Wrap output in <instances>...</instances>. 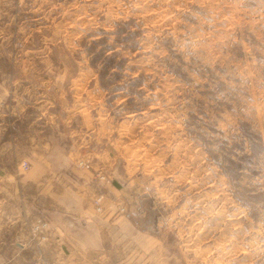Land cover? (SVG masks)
Segmentation results:
<instances>
[{
    "label": "rangeland",
    "instance_id": "rangeland-1",
    "mask_svg": "<svg viewBox=\"0 0 264 264\" xmlns=\"http://www.w3.org/2000/svg\"><path fill=\"white\" fill-rule=\"evenodd\" d=\"M14 104L85 114L77 164L147 231L136 264H264V0H0V121ZM26 154L0 141V264L52 231L3 204Z\"/></svg>",
    "mask_w": 264,
    "mask_h": 264
},
{
    "label": "crops",
    "instance_id": "crops-1",
    "mask_svg": "<svg viewBox=\"0 0 264 264\" xmlns=\"http://www.w3.org/2000/svg\"><path fill=\"white\" fill-rule=\"evenodd\" d=\"M11 108L15 116L8 122L0 121V141H8L10 147L23 144L28 151L24 157L30 167L13 174L12 186L32 192L13 194L17 201L3 204L34 207L47 214L52 225L47 242L30 244L24 239L19 244L18 264H136L139 238L147 241V231L138 230L120 215L97 212L92 200L98 194L106 196L104 185L93 170L77 164L85 161V114L47 108L46 115L26 122L19 113L23 107L14 104ZM115 186L108 187L110 192L117 190ZM142 247L148 252V247Z\"/></svg>",
    "mask_w": 264,
    "mask_h": 264
},
{
    "label": "built area",
    "instance_id": "built-area-1",
    "mask_svg": "<svg viewBox=\"0 0 264 264\" xmlns=\"http://www.w3.org/2000/svg\"><path fill=\"white\" fill-rule=\"evenodd\" d=\"M21 166L23 168H27L28 167V163L26 161H23ZM47 227H48V222L47 221H42L40 224L35 225L33 230H34L35 233L38 234V237L41 240H43V239L47 238V230H48Z\"/></svg>",
    "mask_w": 264,
    "mask_h": 264
}]
</instances>
